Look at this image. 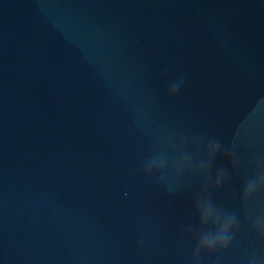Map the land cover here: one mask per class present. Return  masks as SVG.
I'll return each mask as SVG.
<instances>
[{
	"label": "water",
	"instance_id": "1",
	"mask_svg": "<svg viewBox=\"0 0 264 264\" xmlns=\"http://www.w3.org/2000/svg\"><path fill=\"white\" fill-rule=\"evenodd\" d=\"M170 133L231 149L206 195L235 234L198 262L202 178L143 174ZM261 159L264 0H0V264H247Z\"/></svg>",
	"mask_w": 264,
	"mask_h": 264
},
{
	"label": "clouds",
	"instance_id": "2",
	"mask_svg": "<svg viewBox=\"0 0 264 264\" xmlns=\"http://www.w3.org/2000/svg\"><path fill=\"white\" fill-rule=\"evenodd\" d=\"M182 80L173 82L169 88V95L175 97L180 90ZM231 151L225 148L222 141L217 137H193L191 140L181 136L179 141H173L171 133L163 137L160 142V151L154 154L143 166V174L148 176L153 173L166 180L164 170L169 166L168 159L163 153L171 152V168L174 170V179L167 184L170 192L175 191V183L187 172L197 174L203 180V192L195 200V212L199 216L200 229L211 224L208 231H199L196 247L193 252V260L198 262L201 252L212 253L216 250H224L229 247L234 236L237 220L234 214H225L213 203L209 190L213 175V164L215 160L224 153ZM237 161L233 155L231 167L235 169ZM228 169L217 168L213 187L219 189L228 179ZM264 189V159L257 161L256 175L249 179L245 185L243 198L247 201L258 190ZM253 229L261 240H264V217H256ZM190 230V229H189ZM247 264H264V255L253 253Z\"/></svg>",
	"mask_w": 264,
	"mask_h": 264
}]
</instances>
